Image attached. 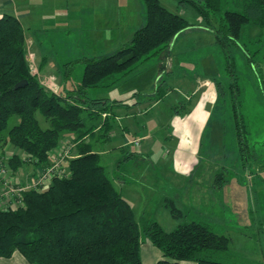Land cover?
<instances>
[{
  "label": "trees",
  "instance_id": "trees-1",
  "mask_svg": "<svg viewBox=\"0 0 264 264\" xmlns=\"http://www.w3.org/2000/svg\"><path fill=\"white\" fill-rule=\"evenodd\" d=\"M143 2L144 23L129 41L113 53L84 56L79 82L59 91L46 88L32 72L19 19L11 14L0 16V167L13 175L25 164L43 169L49 164V154L66 140L74 142L77 150L68 159L67 176H54L41 190H24L21 204L10 201L0 206V257L18 251L32 264H142L140 245L142 238H147L161 252L155 264H229L223 255L230 238L204 223L185 221L166 231L154 219L142 216L137 221L115 187L114 181L121 175L108 176L100 154L84 141L85 135L93 134L97 122L105 135L113 109L126 105L121 100L91 96L97 93L96 88L115 86L138 63L169 52L175 38L191 25L184 13L168 10L159 0ZM179 2H189L209 19L221 12L228 0ZM232 3L239 8L225 9L214 28L218 43L238 41L246 24L264 27V0ZM251 63L264 86L257 65L252 59ZM65 74L72 73L68 69ZM22 80L26 83L17 87ZM234 113L238 144L243 150L245 125L236 103ZM102 115L106 117L101 120ZM12 116L15 122L8 127ZM38 116L48 125L43 127ZM7 148L10 155L4 153ZM134 154L138 153L132 152L123 160ZM216 180L218 188L226 181L219 175ZM166 201L172 215L181 217L175 201Z\"/></svg>",
  "mask_w": 264,
  "mask_h": 264
},
{
  "label": "rangeland",
  "instance_id": "rangeland-1",
  "mask_svg": "<svg viewBox=\"0 0 264 264\" xmlns=\"http://www.w3.org/2000/svg\"><path fill=\"white\" fill-rule=\"evenodd\" d=\"M159 1L168 10L172 11L171 8L176 6L178 10L184 11V17L191 23L175 38L174 46H170L173 48L175 68L179 66L189 70L191 75L210 76L214 83H218L215 87L219 100L210 125L201 134L198 145L195 143V148L193 145L194 149L189 150L192 152L197 149V153H194L197 154V162L193 163L186 177L178 179L175 188L174 182L170 183L169 173L156 169L146 155L134 154L135 156L129 158L132 152L127 151L118 155L121 162L117 164L116 152L103 151L101 163L105 166L108 176L113 178L116 174L121 175L120 179L114 181L115 187L130 204L137 221L142 216L154 219L166 231L185 221L204 223L214 232L230 238L229 248L223 255L227 263L264 264V86L254 70V63H251L252 59L264 79V27L246 24L238 41L222 44L216 42L214 28L217 27L225 9L239 8L232 0L224 3L221 12L211 14L209 19H205L189 2L182 4L179 0ZM67 2L70 3V15L62 13V10L56 11L58 21L53 24L56 28L29 32L34 38L26 39V51L32 71H37L46 51L62 62L64 73L69 69L74 78L77 76L72 80V83H77L82 72L83 57L95 56L99 48L102 50L98 40L104 44L103 52L110 54L117 50L119 44L129 41V38H125L131 31L128 29L130 26L126 27L127 22L122 20L117 22L120 28L110 33L111 37L105 36L101 39L93 37L92 34L89 36L90 31L86 30L63 31L62 28L81 25L76 23L77 20L74 21L79 9L75 7L74 1ZM48 5L44 2L36 5V12L40 13L36 15L43 16L44 12H52L53 5ZM41 19V23L36 24L39 23L38 26H43V29L48 27ZM102 34L107 35L108 32ZM166 54L167 52H164L160 56L163 58ZM172 54L168 52V55ZM75 60L78 61L72 65L68 63ZM159 62V55H154L138 63L115 86L96 88L97 93L91 96L107 97L130 104L136 100L141 101L150 94L159 97L166 92L161 86L162 80L167 76H157ZM171 62L168 58V63ZM168 63H164L165 67L169 66ZM54 82L53 79L44 80L43 85L50 90L59 91L61 87ZM174 95L177 93L174 92ZM234 103L237 104L245 125L246 144L243 150H240L238 144ZM177 105L179 108L182 106L181 102ZM104 115L101 120L106 117ZM38 117L43 127L48 125ZM14 122L15 116H12L8 127ZM150 131L155 132L156 138L162 136L160 130L151 126ZM191 136L193 137L192 133ZM101 143L102 140L98 141L96 146H102ZM162 144L167 145L165 140L161 141L158 149H161ZM74 148L75 146L70 150V156L76 155ZM10 152L11 149L7 148L4 153L10 155ZM128 155L130 156L123 160V157ZM149 156L153 158V152ZM21 169L15 174L20 176L19 180L27 174L24 168L22 170L25 173H20ZM40 171L38 168L36 173ZM218 175L226 180L222 188L216 187L219 182L216 180ZM169 199L175 201V206L182 210L181 217L175 218L172 215L170 207L166 206V200ZM140 254L142 264H155L159 259H156V254L161 257V252L147 238H142Z\"/></svg>",
  "mask_w": 264,
  "mask_h": 264
},
{
  "label": "crops",
  "instance_id": "crops-1",
  "mask_svg": "<svg viewBox=\"0 0 264 264\" xmlns=\"http://www.w3.org/2000/svg\"><path fill=\"white\" fill-rule=\"evenodd\" d=\"M69 1V0H68ZM75 7L79 9V14L74 21L80 23V26H68L63 31L73 32L76 30L90 31V34L95 38L111 37L112 32L119 29L117 25L119 21L127 22L126 27H129L130 34L126 38H131L134 31L140 27L145 20V5L142 0H72ZM48 3L52 6V12H44L43 16H37L40 13L36 12L35 6ZM70 3L67 0H0V16L3 14H11L19 19L21 22L26 39L33 37L29 34L34 31L48 30L56 28L53 24L57 23L58 18L56 11L64 13L67 16L69 13ZM60 8V9H59ZM172 11L184 13L178 10L176 6ZM177 9V10H176ZM65 10V11H64ZM37 13V15H36ZM85 17V18H84ZM42 18V19H41ZM42 20L44 25L48 27L38 26ZM36 22H39L38 25ZM36 25V26H35ZM59 29V28H58ZM132 29V30H131ZM62 31V30H61ZM108 32L107 35L102 32ZM34 38V37H33ZM102 50H98L97 55L105 54L104 44L98 40ZM176 44V42H175ZM121 44H119L120 46ZM172 46L174 43L172 42ZM173 48H169L170 55ZM102 53V54H101ZM167 54L162 58L160 57L159 73L157 76L166 78L162 80V88L166 90L161 97L149 95L143 100H136L133 104L126 103V105L119 106L113 109L114 116L110 118L109 130L104 135L101 128V123H96V128L93 134L84 136V141L92 145V150L100 154L103 151L116 152L117 160L118 155L127 151L135 152L140 155H146L150 159L152 165L158 168L161 172L167 171L170 183L174 182V188L178 184V179L186 177L192 167L193 163L197 162L195 151L189 152L198 145L201 134L206 127L210 125L211 117L214 109L218 103V95L215 87L214 80L207 75H191L189 70L183 68L177 69L174 65V54L172 56ZM168 58L171 63H168ZM58 61L51 56L50 53L44 51L42 55L41 64L35 73L42 84L44 80L53 79L59 87L71 86L74 78L73 74H65L62 68V62ZM168 63L169 66L165 67ZM31 67V66H30ZM32 70V68H31ZM164 72V73H163ZM51 77V78H50ZM181 85V86H176ZM182 87V88H181ZM54 91V90H53ZM174 92L177 95H174ZM168 99V100H167ZM178 102H181L179 108ZM151 124V125H150ZM151 128L160 130L162 136L155 137V132L150 131ZM179 130V131H178ZM221 130V129H219ZM180 132L181 134H178ZM221 132V131H220ZM191 133L193 137L191 136ZM95 136V137H93ZM95 140L101 141L102 146L96 144ZM166 141V144L158 145L161 141ZM136 141H139L137 144ZM192 144V145H191ZM165 147H164V146ZM194 145V148H193ZM98 147V148H97ZM76 153L77 150L74 148ZM153 152L154 159L149 155ZM197 153V152H196ZM24 171L27 172L26 176L20 180L23 184L32 180L36 174L38 166L25 164ZM22 168V169H23ZM21 169V168H20ZM20 170L22 173L23 170ZM23 171V173H25ZM17 173V172H16ZM163 173V172H162ZM19 176L18 174L16 177ZM17 178H20L17 177ZM0 183V191H1ZM158 254V253H157ZM156 254V259L160 258ZM160 256V255H159ZM182 264H193L192 262L182 261ZM0 264H32L28 262L24 256L15 251L10 257H0Z\"/></svg>",
  "mask_w": 264,
  "mask_h": 264
},
{
  "label": "built area",
  "instance_id": "built-area-1",
  "mask_svg": "<svg viewBox=\"0 0 264 264\" xmlns=\"http://www.w3.org/2000/svg\"><path fill=\"white\" fill-rule=\"evenodd\" d=\"M70 143L71 141L69 140L63 141L57 150L49 154L50 163L45 168L41 169V171L35 175V178L26 184H23L13 173L1 166L0 183L2 188L0 191V206L8 204L10 201L21 204L22 192L24 190L30 188L41 190L50 184L54 176H67L69 174L68 159L72 157L69 152L74 146L73 142Z\"/></svg>",
  "mask_w": 264,
  "mask_h": 264
},
{
  "label": "water",
  "instance_id": "water-1",
  "mask_svg": "<svg viewBox=\"0 0 264 264\" xmlns=\"http://www.w3.org/2000/svg\"><path fill=\"white\" fill-rule=\"evenodd\" d=\"M26 83V80H22L16 84L17 87L22 86Z\"/></svg>",
  "mask_w": 264,
  "mask_h": 264
}]
</instances>
